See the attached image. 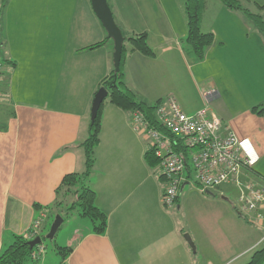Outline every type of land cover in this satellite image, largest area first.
Listing matches in <instances>:
<instances>
[{
  "label": "crops",
  "instance_id": "obj_1",
  "mask_svg": "<svg viewBox=\"0 0 264 264\" xmlns=\"http://www.w3.org/2000/svg\"><path fill=\"white\" fill-rule=\"evenodd\" d=\"M108 2L125 37L148 32L155 52L154 57L139 51L126 57L125 81L137 97L155 103L173 96L190 114L207 107L216 111L227 130L245 138L244 149L256 159L242 178L264 182V116L252 111L264 104V34L242 11L208 0L202 28L214 32L216 44L203 62L192 63L183 44L185 0ZM240 2L264 16V0ZM3 28L0 56L9 65L0 78V255L16 236H27L42 209L52 212L67 174L85 171L81 143L89 136L93 99L114 68V41L90 0H9ZM103 40L99 47L83 49ZM240 81L248 94H241ZM210 90L217 96L209 101ZM250 90L258 94L245 101L243 96L254 93ZM101 120L89 184L97 206L108 215L107 232L93 233L90 222L74 236L68 246L73 251L60 264L249 261L264 234V221L248 224L227 204L230 198L222 189L236 184H224L220 199H208L223 203L224 214L196 216L189 203L193 190L184 193L185 188L180 208H167L162 202L167 183L145 159L150 141L134 129L131 112L109 106Z\"/></svg>",
  "mask_w": 264,
  "mask_h": 264
},
{
  "label": "built area",
  "instance_id": "obj_2",
  "mask_svg": "<svg viewBox=\"0 0 264 264\" xmlns=\"http://www.w3.org/2000/svg\"><path fill=\"white\" fill-rule=\"evenodd\" d=\"M5 70L7 66L0 56V77ZM215 91L207 92L209 101L217 96ZM156 116L164 130L152 126L139 110L133 112L132 125L137 132L144 133L150 147L155 148L158 168L168 185L162 198L164 206L176 207V199L187 182L198 185L201 191L233 183L240 191L241 212L254 225L261 226L264 221V182L242 178L243 170H251L256 164V159L244 149L245 138L227 130L216 111L207 107L194 114L187 113L173 96L158 105ZM189 173L192 179L188 178ZM48 213L49 210L42 209L40 217L28 229L26 239L30 241L40 235ZM258 244L264 245V234ZM35 248L32 258L37 257L38 248L44 249L41 243Z\"/></svg>",
  "mask_w": 264,
  "mask_h": 264
},
{
  "label": "trees",
  "instance_id": "obj_3",
  "mask_svg": "<svg viewBox=\"0 0 264 264\" xmlns=\"http://www.w3.org/2000/svg\"><path fill=\"white\" fill-rule=\"evenodd\" d=\"M8 1L9 0H0V44L4 43V16ZM207 2L208 0H185L184 4L187 19V36L183 44L186 54L192 63L204 61L208 52L216 44L214 32L203 31L202 28V19ZM221 2L229 9L242 11L254 23L259 31L264 34V16L262 14L253 12L250 8L243 6L240 0H221ZM105 42L106 40H103L84 47L83 49H94L103 45ZM135 51H139L149 57L155 56L154 49L149 43L148 32L125 37L120 69L119 71H116L115 68L111 69L101 80L99 89L101 87L108 89V97L114 105L131 113L139 110L146 115L152 126H155L159 130H164L159 124L156 116V106L158 107L164 100L160 99L155 103H150L146 99H139L135 91L131 89L125 81V60L129 54ZM1 58L3 63L8 66L9 60L4 57ZM4 73L5 72L1 74V77ZM102 106L103 103L96 120L91 121L89 136L81 143L86 155V169L81 173H70L64 177L60 187L57 189V198L54 205L57 206L61 212L65 211L64 213L66 215H69L73 210L77 209L82 216L89 218L91 222V231L100 235L107 232L108 215L97 206L96 191L90 186L89 178L94 170L96 161L95 151L100 143ZM252 111L257 115L264 116V104L254 106ZM145 159L150 166L158 167L159 160L156 157L154 147H149L145 154ZM190 175L188 174L190 177L188 178L192 179V175ZM163 177L165 178L164 175ZM165 181L167 183L166 178ZM222 186L215 189H206L205 192H203L204 194L214 195V197H216L215 195L222 193L220 190ZM179 198L180 196L176 199V209L181 206V200L179 201ZM233 207L247 223L253 224L247 215L241 212L239 206L234 205ZM58 213L60 214V212ZM61 215L63 214L61 213ZM63 217L65 218L64 215ZM73 247L74 246H59V253H62V257L65 259L73 251ZM258 247L246 264H264V245H259ZM35 249V247H30L29 240L26 239L25 236H16L13 244L0 255V264H26L29 259H32V253Z\"/></svg>",
  "mask_w": 264,
  "mask_h": 264
},
{
  "label": "rangeland",
  "instance_id": "obj_4",
  "mask_svg": "<svg viewBox=\"0 0 264 264\" xmlns=\"http://www.w3.org/2000/svg\"><path fill=\"white\" fill-rule=\"evenodd\" d=\"M254 12H258L257 9H255ZM117 18H118V16H117ZM199 63H201V61ZM210 71H211V69H210ZM213 72H215V71H213ZM226 73L229 75L230 74L229 70H227ZM215 78H217V79L219 78V71L216 72ZM236 80H237V77H236ZM126 81H127V79H126ZM238 85L241 88V94H243V95L248 94L249 90L247 88H243V82H241V81L238 82ZM250 88H252V86H250ZM250 91L254 92L253 90H250ZM257 94H258V90L255 91L254 93H251L250 95L243 96V99L245 101H249V99L256 96ZM109 106L116 107V105L114 106V104L111 103L110 98L107 97V98H105V100L103 102L102 111H103V109H106ZM213 107L216 110V107L214 105H213ZM133 119L134 118H133V112H132L131 113V123H132ZM191 187H197V188H191ZM191 189L193 191L191 193L189 203H190V207H192L194 209L196 216H200V215L206 216L208 214H214L215 212H221L224 214L226 212L225 207L223 206V203H219L218 201L215 202V201H209L208 200V199L215 200L213 198H219L220 199L222 196V193H221V195L218 193V195H215L216 197H214V195L203 194L204 192L201 193L200 192L201 189L199 190L197 185H195V184L193 185L191 183H188L185 186L184 193L189 192ZM222 190L227 195V197L230 198V200H229L230 202H228L227 204H229V203L232 204L231 205L232 207L234 205L239 206L238 205V199H239L240 193L237 190V187H233V186L228 187L227 186V187H224ZM181 197H182V194H181ZM223 201H225V200H223ZM225 203H226V201H225ZM54 205H55V203L52 204V206H51L52 212L49 210V212H51V213H50L49 218L46 222V227L43 229L42 233L40 232L42 234L41 236L43 237V242L41 243V245L44 247V249L42 251H40V249L38 248L37 249V252H38L37 257L29 259L26 264H60V262L62 260V253L61 254L59 253V246H71L74 242V239L76 238V237L74 238V236H76L78 231L81 232V231L87 229V227H89V224H90L89 218L82 216L81 213L77 209L73 210L69 215H66L64 213L65 211L61 212V210L57 206H54ZM233 210L237 213V215L239 216L240 219H242L244 222H246L238 214V212L235 210L234 207H233ZM58 212H60V215L62 213L65 216V218H64L63 215H61L64 218V221H63L62 225L60 226V228L58 229V231L56 232L54 238H52V239L47 238L46 236L48 235V233L50 231V228L52 226V223H53L56 215L59 214ZM185 218H186V212L184 209H182L180 219L183 220ZM42 226H43V224H42ZM186 233H188V232H185L184 235ZM252 254H253V252H251L249 254V256H252Z\"/></svg>",
  "mask_w": 264,
  "mask_h": 264
},
{
  "label": "water",
  "instance_id": "obj_5",
  "mask_svg": "<svg viewBox=\"0 0 264 264\" xmlns=\"http://www.w3.org/2000/svg\"><path fill=\"white\" fill-rule=\"evenodd\" d=\"M90 1H91L94 12L96 13L97 17L101 20L103 26L105 27L108 33V37L113 39L114 41V53H113L114 68L116 71H119L121 60H122V54H123V45L125 41V36L123 34V31L115 20L113 11L111 9V6L108 0H90ZM108 95H109V91L105 87H101L95 94L92 107H91V121L96 120L99 110L101 108V105L104 102L105 98L108 97ZM187 184L188 182L183 185V189ZM224 198L227 199V197L225 196ZM63 221H64V218L60 214H58L55 217L52 223V226L50 228V231L46 237L50 239L54 238L56 232L62 225ZM184 238L188 241L191 247L195 250L196 246L191 238V235L189 233H186L184 235ZM42 242H43V237L37 236L34 239L29 241V245L31 248H34L35 246H37L38 244Z\"/></svg>",
  "mask_w": 264,
  "mask_h": 264
},
{
  "label": "bare ground",
  "instance_id": "obj_6",
  "mask_svg": "<svg viewBox=\"0 0 264 264\" xmlns=\"http://www.w3.org/2000/svg\"><path fill=\"white\" fill-rule=\"evenodd\" d=\"M156 108H157V106H156ZM251 150V149H250ZM251 155H253V154H251ZM258 159H260V158H258ZM256 165V164H255ZM254 165V166H255ZM254 168V167H253ZM189 175H190V173H189ZM191 176V175H190ZM189 177V176H188ZM190 178V177H189ZM233 184V183H232ZM198 186V185H197ZM203 192V191H202ZM204 192H205V190H204ZM221 194V193H220ZM223 199V198H222ZM57 216V215H56Z\"/></svg>",
  "mask_w": 264,
  "mask_h": 264
}]
</instances>
